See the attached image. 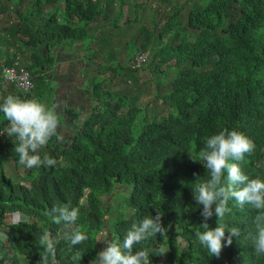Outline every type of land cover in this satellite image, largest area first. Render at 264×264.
Returning a JSON list of instances; mask_svg holds the SVG:
<instances>
[{
	"label": "trees",
	"instance_id": "16d2710c",
	"mask_svg": "<svg viewBox=\"0 0 264 264\" xmlns=\"http://www.w3.org/2000/svg\"><path fill=\"white\" fill-rule=\"evenodd\" d=\"M23 1L0 0V70L25 68L34 89L25 92L5 83L0 71V104L13 95L50 107L55 88L49 78L57 47L83 45L82 58L93 60L98 51L91 48L92 42L99 40L103 47L115 35L124 40L128 26L139 22L138 14L133 21H124L128 0H63V7L51 12L47 7L58 0H28L27 6ZM151 1L165 11L152 72L160 74L163 68L177 72L168 91L156 96L166 114L159 117L155 107L149 116L147 107L139 105L143 81L137 73L146 64L132 67L134 56L146 51L152 31L139 33L145 38L142 49L129 42L132 38L118 57L113 51L108 54L120 62L94 67L95 76L87 81L94 104L90 114L74 126L70 141L61 143L56 134L38 150L41 157L55 159V165L31 169L20 165L13 138L6 133L9 122L0 112V225L12 214L21 215L20 221L5 227L14 257L25 264L41 259L43 249L35 241L45 229L56 241L60 264H90L101 250L97 236L105 223L112 239L120 243L131 225L155 215V208L163 215L168 237L157 234L136 248L163 246L169 251L154 255L151 264H264V257L254 255L244 240L256 214L248 205L240 208L229 201L232 211L222 223L226 231L236 227L241 232L218 257L198 243L195 231L203 230L204 220L191 187L208 176L206 167L189 154H197L206 137L235 129L255 144L253 153L236 163L250 178L264 179V0ZM126 50L134 53L132 59ZM120 71L128 72L130 86L114 91L108 83ZM66 112L77 121V113ZM9 163L20 168L16 183L5 173ZM25 176H32L28 186ZM116 186L127 191L119 192ZM112 193L122 203L112 204L106 213L101 203ZM54 204L77 208L76 224L53 223L47 213ZM217 220L213 215L209 227L215 228ZM76 227L88 238L72 246L66 237ZM177 234L187 241L186 247L176 244Z\"/></svg>",
	"mask_w": 264,
	"mask_h": 264
},
{
	"label": "clouds",
	"instance_id": "9594fccd",
	"mask_svg": "<svg viewBox=\"0 0 264 264\" xmlns=\"http://www.w3.org/2000/svg\"><path fill=\"white\" fill-rule=\"evenodd\" d=\"M139 55H147L145 64L150 60L149 51L139 52L132 60L133 68H140L136 66V58ZM0 112L9 122L6 133L13 138L14 151L18 155L20 165L29 169L55 165V159L37 154L38 150L57 134L60 122L54 109L35 99L25 100L8 95L0 104ZM254 149V142L243 132L224 128L206 137L204 147L197 154L189 152L194 162H201L207 169L208 179L200 181L198 178L191 188L196 205L202 206L200 215L204 220L200 224L203 230L195 231L196 239L210 255L218 257L225 246H231L233 237L240 235L239 228L232 227L226 231V224L222 223L225 216L232 211L229 201H235L240 208L248 205L255 211L253 228L246 231L244 240L250 243L254 255L258 258L264 257V179L250 178L236 163L244 160ZM47 214L57 225L63 223L71 226L76 224L79 212L77 208L67 204H54ZM213 215L218 217L217 226L210 228L208 220ZM162 217L160 210L155 208V215H147L138 223H133L120 243L109 239L107 234L98 236V242L105 243L106 247L97 253L90 264H151L154 255L166 254L169 250L163 246L139 249L136 246L143 245L157 234L168 237ZM6 238V235L0 232V239ZM66 238L75 246L86 241L88 237L76 227ZM175 241L180 247L187 246V241L181 235L177 234ZM35 244L43 249L38 264H60L57 259L56 241L50 231L45 229Z\"/></svg>",
	"mask_w": 264,
	"mask_h": 264
},
{
	"label": "rangeland",
	"instance_id": "374dc122",
	"mask_svg": "<svg viewBox=\"0 0 264 264\" xmlns=\"http://www.w3.org/2000/svg\"><path fill=\"white\" fill-rule=\"evenodd\" d=\"M63 2H64L63 0H58V2L56 4H51L50 6L47 7V8L50 7L47 10V12H51L50 10L54 9V7H58L61 9L63 7ZM28 3H29L28 0H24L21 4H23L22 6H27L26 4H28ZM140 3H143V6L140 8H137V11H136L134 8L136 7V4H140ZM154 4L155 3L151 0H128V3H127L126 8H125L126 17H124V20L125 21H128V19L133 20L136 18L137 14H138L139 22L138 23H132L131 25L128 26L127 37H126L125 41L127 43V41H129L130 39L133 38V40L129 41V42L135 43V47L140 50V49H142L141 43L145 40V38L142 35L140 36L139 33H141V31H142L143 33L146 34L147 32L152 31L150 41L147 44V48H146V51L150 52V60L146 64L144 69H142L139 73H137V76H139L141 81H143V84L140 87V91L142 93V96L139 100V105L147 107L145 111L149 116H151L153 114L154 109L156 107L158 109V111L160 112L159 117H161L162 114H166V113L162 111L161 101H159L156 98V96L159 94H163V93L168 91V89L170 88V82L177 77V72L174 69H166V68H163V72H161L160 74H157V75H155L152 72V70L155 69V67H156V61H157V58H155V52L158 48L157 47V34H158L159 30L161 29L164 21H165L164 8L163 7L159 8L158 5H157V7L154 8ZM155 22H156V24H155ZM125 29H126V26H122V30H125ZM92 43L95 44V46H97V45H99V40H95ZM124 46H125V44H124ZM124 46H122V48ZM93 49H94V51H97V48H93ZM126 54H127V56L129 54L131 59L134 56V53H132L128 50H126ZM83 60L85 61V59H83ZM88 60L91 61L92 59L89 58ZM94 60H95V58L91 61L92 64H93ZM126 62H130L129 57H128V59H126ZM76 63L77 62L75 60H73V64H76ZM94 63H95L94 64L95 68L97 70H99V65H104V64H97V63H101L97 59L95 60ZM91 67L92 66H90V68ZM64 70L65 69H63V71L62 70L60 71V72H62V73H60V75L62 76V79H64V77H65V75L63 73ZM127 73H128L127 71H125V72L120 71V73L115 76L116 79H112V77H110V79H112L113 81L109 80L108 86L112 87L114 89V91H124V90L128 89L130 84L129 83L127 84V82H128ZM90 75H91V72L89 71V76ZM54 76H55V73L52 75L51 80H52L53 84L54 83L56 84V82H58V81L55 80ZM88 84H89V82H86L85 87H84L85 91L89 90L90 86ZM57 91H58V89L55 87V93H56L55 95L56 96L54 95L55 97L52 100V102H51L52 105H50V107L52 109H54L55 112H57L56 114H57L59 122H60L57 132L59 133V135H61L63 133L62 129L65 131L70 126L68 127V125L66 123H64V119L61 116L60 107H58V104L56 103L57 98H60V95L62 93V92H59L57 94ZM146 105H148V106H146ZM87 112H89V110H87ZM75 113H77V117H78L77 122H74L71 119H68L67 122L69 124H71V126L77 125V127H78L79 122H80L78 119L83 117L81 119V120H83L85 118V116H84V114L78 115V112H75ZM66 132H67V130H66ZM70 132L72 133L73 131L70 129ZM64 139H63V141H65ZM59 141H60V138H59ZM19 170H20V168H19ZM19 170L14 169L13 163H9V167L7 168V172H8V174H10L8 176L11 177L12 182H14V183H16V180H18V178L16 177V174ZM31 178H32V176H30V177L25 176L23 178L24 184L28 186ZM116 190L119 192H122V193H125L127 191L126 188H122V187H117ZM114 203H116V205H117L116 207H118L119 205H121L122 200L118 196H113V199H112V197L109 196V197H107V201L106 200L104 201V206L106 208L107 207L112 208V204L114 205ZM120 209H124V208H122V206H120Z\"/></svg>",
	"mask_w": 264,
	"mask_h": 264
},
{
	"label": "crops",
	"instance_id": "0c3cea01",
	"mask_svg": "<svg viewBox=\"0 0 264 264\" xmlns=\"http://www.w3.org/2000/svg\"><path fill=\"white\" fill-rule=\"evenodd\" d=\"M117 31L119 32V30ZM101 34L103 33L102 32L99 33L100 37L102 36ZM123 38L124 37H117L115 35L110 40V42L105 44L103 47L99 45L95 46V44L92 43L91 48H97V51H98V56H96L95 60L97 59L101 62L97 64H105V63L107 64V62H110V61H113V63L120 62L119 60H115L114 58L110 60V57L108 56V54H110L113 51V52H116V55H115L116 57L119 56V53L122 50V46H124L125 44V39L123 40ZM83 47H84L83 45H76L74 48H70V49H68L67 47H57L53 51V55L55 56V65L53 67L52 75L55 73L54 78L58 82H56V84L52 83V85L54 88L56 87L58 91H60L59 89L63 91V93H61L62 98H57L56 100V103L60 104L61 116L63 112L66 113L67 109L78 112L80 113L79 115L84 114V116H86L89 114L91 108L94 105L92 103L91 94L88 91H85L84 87H85L86 82L88 80L90 81V78H93L95 76V74L93 73V70L95 67L94 65L95 60L93 64L91 63L92 60L91 61L88 60L89 58L85 59V61L83 60L82 58L84 56V52H82ZM105 56L107 58H105ZM73 60H75L77 63L73 64ZM123 60L125 59H122V62ZM87 65L89 67L92 66L89 69V71L91 72L90 76H89L88 68L86 67ZM63 69H65L63 72L65 75L64 79H62V76L60 75V73H62L60 71L61 70L63 71ZM84 71H86V73L88 74L87 75L88 78L85 77ZM52 75H50L51 78H52ZM51 78H49V80H51ZM68 91L72 93L74 101L68 100L65 97L67 96L66 93ZM87 110H89V112H87ZM82 118H79L78 120L81 122ZM73 126H77V125H73ZM72 128L74 129V127H69L66 129L67 132H69L71 136L74 132ZM70 129L73 131L72 133L70 132ZM8 167H9V164L6 165L5 173L7 175H10L7 172ZM21 219L22 218L20 214H12L8 216L4 224L10 225V224L20 221ZM5 225L4 226L0 225V232H3L6 235L7 232H6ZM0 264H25L22 260L16 259L14 257L7 238L6 240L0 239Z\"/></svg>",
	"mask_w": 264,
	"mask_h": 264
},
{
	"label": "built area",
	"instance_id": "2783aa9c",
	"mask_svg": "<svg viewBox=\"0 0 264 264\" xmlns=\"http://www.w3.org/2000/svg\"><path fill=\"white\" fill-rule=\"evenodd\" d=\"M146 60L147 55H139L136 66L141 67ZM1 76L5 83L13 84L19 90L28 92L34 89L31 76L23 67L4 66L1 68Z\"/></svg>",
	"mask_w": 264,
	"mask_h": 264
},
{
	"label": "flooded vegetation",
	"instance_id": "af4514ba",
	"mask_svg": "<svg viewBox=\"0 0 264 264\" xmlns=\"http://www.w3.org/2000/svg\"><path fill=\"white\" fill-rule=\"evenodd\" d=\"M60 91H57V94L59 93V92H62L63 93V91H61V89H59ZM56 93H55V91H54V95H55ZM66 95L67 96H65L68 100H71V101H74L73 100V96H72V93H70V91H68L67 93H66ZM56 96V95H55ZM54 96V97H55ZM60 98H62V94H61V96H60ZM62 100V99H61ZM52 105V104H51ZM55 105V104H54ZM58 106L60 107V104H58ZM57 113V112H56ZM90 113V112H89ZM80 113H78V115H79ZM66 116V117H65ZM62 117H63V119H64V123H66L68 126H70V127H74V126H71V124H69L68 122H67V120L68 119H71V120H73L71 117H70V115L66 112V113H64L63 112V114H62ZM74 122H76L75 120H73ZM73 129V128H72ZM73 130H75V129H73ZM62 131H63V133L61 134V135H59V133L57 132V135L59 136V138H60V142L61 143H67L68 141H70L71 139H72V137H73V134H74V132H73V134H72V136L69 134V132H66V131H64L63 129H62ZM65 138V139H64ZM63 139L65 140V141H63ZM67 140V141H66ZM117 187H119V186H116L115 188H117ZM121 187V186H120ZM110 197H112V199H113V196H115V194L114 193H112V194H110L109 195ZM109 196H107V197H109ZM107 197H105L104 199H103V201H107ZM102 204V207H104L105 208V211H106V213H108L109 212V210L111 209V207H105L104 206V202H102L101 203ZM110 232H109V227L107 226V224L105 223L104 224V227L100 230V232H99V234H98V236H101L102 234H109ZM97 236V237H98ZM98 244L100 245V247H101V250L104 248V247H106V244L105 243H103V242H98Z\"/></svg>",
	"mask_w": 264,
	"mask_h": 264
},
{
	"label": "water",
	"instance_id": "95a60500",
	"mask_svg": "<svg viewBox=\"0 0 264 264\" xmlns=\"http://www.w3.org/2000/svg\"><path fill=\"white\" fill-rule=\"evenodd\" d=\"M108 237H109V239H112V233H109ZM157 264H159V263H157Z\"/></svg>",
	"mask_w": 264,
	"mask_h": 264
}]
</instances>
